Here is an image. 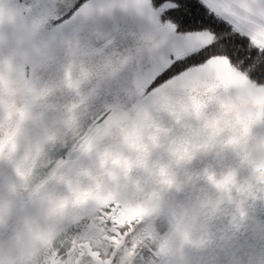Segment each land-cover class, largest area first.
<instances>
[{"label":"snow or ice","instance_id":"1","mask_svg":"<svg viewBox=\"0 0 264 264\" xmlns=\"http://www.w3.org/2000/svg\"><path fill=\"white\" fill-rule=\"evenodd\" d=\"M0 264H264V0H0Z\"/></svg>","mask_w":264,"mask_h":264}]
</instances>
